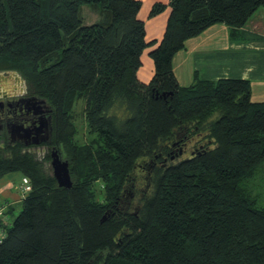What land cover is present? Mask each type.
Masks as SVG:
<instances>
[{
    "label": "trees",
    "instance_id": "trees-1",
    "mask_svg": "<svg viewBox=\"0 0 264 264\" xmlns=\"http://www.w3.org/2000/svg\"><path fill=\"white\" fill-rule=\"evenodd\" d=\"M83 6L99 20L86 24ZM141 6L0 0V73L19 75L21 98L46 102L52 126L39 145L0 134V180L19 173L32 185L12 223L15 207L0 206V264H264V205L252 187L264 167V102L252 101L249 80L196 75L182 86L173 68L213 25L239 36L264 0H170L149 83L138 72L157 43L146 41ZM53 148L69 162L70 189L51 173Z\"/></svg>",
    "mask_w": 264,
    "mask_h": 264
},
{
    "label": "crops",
    "instance_id": "crops-1",
    "mask_svg": "<svg viewBox=\"0 0 264 264\" xmlns=\"http://www.w3.org/2000/svg\"><path fill=\"white\" fill-rule=\"evenodd\" d=\"M170 0H141L139 18L144 21L146 41L156 42L142 54V66L138 72L139 79L149 83L155 66L150 52L162 40L171 12ZM156 3L167 5L165 11L150 17ZM173 68L177 80L182 86L193 84L195 76L205 80L246 79L251 83L252 101L264 102V10H258L241 29L239 36L232 37L225 24H216L203 34L187 41L185 48L173 59ZM21 184V183H20ZM18 192L3 189L2 196L6 200V208L21 204L24 196L21 186ZM5 207V206H4ZM3 209H0L2 215ZM10 217L5 216V220Z\"/></svg>",
    "mask_w": 264,
    "mask_h": 264
},
{
    "label": "rangeland",
    "instance_id": "rangeland-1",
    "mask_svg": "<svg viewBox=\"0 0 264 264\" xmlns=\"http://www.w3.org/2000/svg\"><path fill=\"white\" fill-rule=\"evenodd\" d=\"M259 10H264V8H260ZM82 16L84 18L85 23L88 25L93 24L99 20V16H97V14L92 11L89 6L82 7ZM25 93V84L23 83L19 75H17L16 73H0V101H6L7 98L18 100L23 97ZM75 111L77 115V125L79 129L78 138L81 142L86 141L88 139V134L83 113L82 102L77 103ZM36 152L39 158H43L47 153V150L46 147H39L38 149H36ZM49 167H51V173H53L51 164H49ZM22 179L23 177L21 174L14 173L7 175L2 180H0V206L6 205V200L2 196L3 189L8 188L11 189L13 192H18V187L19 185L21 186L20 183H22ZM252 187L255 190V194L259 195V206L264 205V167H262V170L260 171L256 179L252 182ZM14 206L15 210L10 216L11 223L20 213L22 208L21 204H15Z\"/></svg>",
    "mask_w": 264,
    "mask_h": 264
},
{
    "label": "water",
    "instance_id": "water-1",
    "mask_svg": "<svg viewBox=\"0 0 264 264\" xmlns=\"http://www.w3.org/2000/svg\"><path fill=\"white\" fill-rule=\"evenodd\" d=\"M17 103L23 104L24 107L32 110L33 114L38 116L39 122L35 126L30 125L27 127L24 125L13 124L12 133L24 138L33 136V140L30 143H26L27 145H39L43 142H47L52 133V126L51 116L47 117V114L51 112V110L46 105V102L44 100H37L36 98H21ZM0 104L2 105V103ZM45 129L49 131L48 138L39 137V135L42 134ZM51 166L53 170L52 174L56 179L58 186L65 189L72 188L73 180L70 172L69 162L61 157L59 151L56 148H53L51 152Z\"/></svg>",
    "mask_w": 264,
    "mask_h": 264
},
{
    "label": "flooded vegetation",
    "instance_id": "flooded-vegetation-1",
    "mask_svg": "<svg viewBox=\"0 0 264 264\" xmlns=\"http://www.w3.org/2000/svg\"><path fill=\"white\" fill-rule=\"evenodd\" d=\"M18 100L7 98L6 101H0L2 103V105L0 104V134L5 131L8 132L11 141L30 143L33 140V136L24 138L12 133L13 124L24 125L25 127L30 125L35 126L39 122L38 116L34 115L32 110L24 107L23 104H18ZM48 136L49 131L47 129L39 135V137L45 138H48Z\"/></svg>",
    "mask_w": 264,
    "mask_h": 264
},
{
    "label": "built area",
    "instance_id": "built-area-1",
    "mask_svg": "<svg viewBox=\"0 0 264 264\" xmlns=\"http://www.w3.org/2000/svg\"><path fill=\"white\" fill-rule=\"evenodd\" d=\"M31 190H32V185L30 180L27 177H24L21 183V190H20L21 193L23 194V196H26Z\"/></svg>",
    "mask_w": 264,
    "mask_h": 264
}]
</instances>
